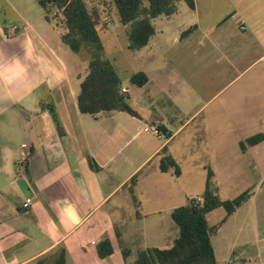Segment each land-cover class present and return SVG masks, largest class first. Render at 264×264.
<instances>
[{
  "label": "crops",
  "instance_id": "crops-1",
  "mask_svg": "<svg viewBox=\"0 0 264 264\" xmlns=\"http://www.w3.org/2000/svg\"><path fill=\"white\" fill-rule=\"evenodd\" d=\"M181 2L173 15L152 20L154 34L145 47L127 49L132 59L143 62L139 70L147 77L143 86L130 83L136 73L128 76L129 85L122 84L110 63L131 109L132 88L144 98L142 113L133 108L135 115H130L80 113L77 96L88 74V61L62 42L63 20L46 13L37 0H0V264H53L61 256L64 264H133L140 251L173 246L179 230L171 213L200 198L208 173L219 196L225 191L223 185L233 181L232 161L223 148L228 133L217 135L204 124L187 130L202 108L185 112L182 96L170 94L166 84L173 69L171 57L165 55L173 45L183 44L193 49L191 61L203 62V53L226 74L235 65L240 68L252 53V64L239 75L254 64L261 66L256 95L249 92L241 97L247 112L240 106L242 116L235 117L234 109L226 107L222 114L209 117L246 119L252 111L264 127V0H194L187 24L181 17ZM215 5L227 9L219 21L211 19ZM98 11L106 59V45L110 49L112 39L125 36L126 26L117 14L108 16L103 6ZM202 21H215L216 26L203 31ZM202 40H209L210 52H203ZM232 102L227 95L222 103ZM48 104L55 109L60 133L43 109ZM153 127L161 132V139L144 131ZM263 132L264 128L259 133ZM261 145L264 141L240 150L252 161L246 167L258 170L259 181L264 180L256 153ZM165 156L179 167L178 176L172 168L160 171ZM88 157L99 170L89 167ZM26 200L30 202L24 207ZM237 210L230 216L223 208L207 214L208 226H218L210 237L214 256L212 239ZM213 216L221 217L215 226L209 223ZM104 240L113 253L100 259L96 248ZM254 241L251 257L238 254L244 264H264V236L257 235ZM124 251L129 252L127 257Z\"/></svg>",
  "mask_w": 264,
  "mask_h": 264
},
{
  "label": "trees",
  "instance_id": "trees-1",
  "mask_svg": "<svg viewBox=\"0 0 264 264\" xmlns=\"http://www.w3.org/2000/svg\"><path fill=\"white\" fill-rule=\"evenodd\" d=\"M46 13L53 10L61 11L66 33L62 42L75 54L83 50L89 54L88 74L80 85L77 96L78 110L82 114H97L100 112L123 111L130 115L135 112L129 105V96L120 93L121 82L116 76L113 66L103 58V45L98 34L100 5L92 4V0H37ZM185 2L189 9L194 10V0H107V7H111L117 14L119 23L126 26L130 51H137L145 47L154 34L152 20L159 16H171L177 8L178 2ZM191 30V29H189ZM185 31V34L189 32ZM130 83L141 87L147 82L144 73L139 72L131 76ZM43 109L49 113L55 122L57 131L61 132L57 115L53 105L48 104ZM264 141V132L252 135L239 143L241 151L246 146H254ZM33 149H31V154ZM88 164L92 170H99L97 164L88 157ZM173 169L174 175L180 174L179 167L169 156L161 159L159 169L167 172ZM211 173H208L205 189L199 199H191L186 206L176 208L171 213V219L179 230V235L173 246L167 250L147 249L138 252L133 264H215L210 237L217 227H209L206 216L209 212L223 208L226 216L233 214L245 204L250 195L244 191L231 200H221L212 188ZM199 200V201H198ZM223 222V221H222ZM97 256L104 259L113 253L108 240H104L96 248ZM128 251L123 252L127 257ZM53 264H64L59 258Z\"/></svg>",
  "mask_w": 264,
  "mask_h": 264
},
{
  "label": "rangeland",
  "instance_id": "rangeland-1",
  "mask_svg": "<svg viewBox=\"0 0 264 264\" xmlns=\"http://www.w3.org/2000/svg\"><path fill=\"white\" fill-rule=\"evenodd\" d=\"M104 1L107 3V0H92V2L89 1V3L90 6L92 4L103 6V11H105L108 16L111 15L114 18L116 13L111 7H109V9L107 7L105 8L107 4H104ZM203 9L204 8L200 9L202 14H204ZM211 10L213 11L212 20L219 21V18L227 13L226 7H221L220 5H215ZM51 13L52 15L54 14L53 18L56 20L60 21V19H63L61 11L56 12L53 10ZM190 16L191 12L189 8L185 2H181V17L186 19V24L188 22L187 18ZM214 23L215 21H202L200 26L203 31H206L210 27L216 26ZM190 26H194V24ZM127 29L126 27L125 36L119 35L121 37L111 40L112 44L114 42V45L110 49L106 45L108 51L106 59L116 68L118 77L124 85H129L127 78L131 73L142 72L139 70L143 67V62L132 59L130 52L127 51ZM202 42L204 44V46H202L203 52H210L209 40H202ZM181 45L183 44L173 45L166 52L167 55L165 56L171 57L170 66L173 69V71H170L172 77L167 82L166 86L170 94L182 96V106L185 112L202 108L200 115H197L198 117L187 130H192L194 127L204 124L207 130L217 135L220 133H228L229 141L227 145L223 143V148H226L228 151V159L232 161L231 170L234 178L231 183L223 185L225 191L221 193L220 196L217 194L219 198L222 200H231L244 191H248L250 195V201L237 210L236 215L226 224L227 226L225 225L217 237H213L212 241L216 249L214 256L216 257L215 264H244L243 260L245 259L238 257V254L245 252L246 257H251L255 249L252 245V243L255 242V236L259 235L260 238L264 236V180L259 181L258 170L255 167L254 169L252 167H246V164H250L252 161H250L249 156L241 155L238 141H244L253 134L259 133L264 127L260 125L261 121L252 117V115L254 116L252 111L247 114L246 119H231V117L229 119H220L218 117L211 118L209 115H220L224 112L222 108L224 109L226 107L234 109L232 115L235 117H241L242 115H240V112L243 110L244 113H246L247 110L243 109L241 105V97L245 94L249 95V92L256 95L257 82L255 80H258L256 76L261 66L254 64L247 72L239 76L240 73L243 72L244 66H250L254 60L253 54L250 53L248 60L245 63L242 62L240 68L238 64L237 66L235 65L232 71L229 70L226 74H222L224 67H219L213 63L211 57L209 58L202 53L204 58L203 62L194 63L191 61L193 49H190V47H182ZM113 47L116 48L113 49ZM80 54L83 60H90L89 54L86 51L83 50ZM226 67L228 66L226 65ZM220 75L226 78L227 81L223 80ZM178 77L181 78V82L178 81ZM231 79H234L233 83L225 87L227 82ZM182 81L185 83H182ZM247 82H251L253 85L247 86ZM232 92L233 94H230ZM120 93L124 94L122 92ZM132 94L134 97L132 109L134 108L141 114L142 109H145L142 104L144 98L139 96L140 94L135 88H132ZM216 95L217 97H215ZM227 95L231 96L233 102L224 104L222 102ZM189 97H191V99H189ZM240 106L242 109L238 111V107ZM248 116H250V119ZM177 140L178 139L175 140L174 144H176ZM257 152L259 154L258 159L261 163L260 169L262 170L264 169V145H261L259 150H256V153ZM211 186L214 187V183ZM220 213H224L222 209ZM220 220L221 217L213 216L209 219V223L211 226H215L219 224ZM235 256L237 257L236 259H234ZM252 260L253 259H250V261Z\"/></svg>",
  "mask_w": 264,
  "mask_h": 264
},
{
  "label": "built area",
  "instance_id": "built-area-1",
  "mask_svg": "<svg viewBox=\"0 0 264 264\" xmlns=\"http://www.w3.org/2000/svg\"><path fill=\"white\" fill-rule=\"evenodd\" d=\"M12 30H14V29H12ZM121 92L122 93H126L127 91L125 90V89H122L121 90ZM144 131L145 132H148V131H150L153 135H155L157 138H159V139H161L162 137H163V135L161 134V132L157 129V128H151V129H147V128H145L144 129ZM200 200V199H199ZM198 200V201H199ZM29 202H30V200H26V202H25V204H24V207H27L28 206V204H29Z\"/></svg>",
  "mask_w": 264,
  "mask_h": 264
}]
</instances>
